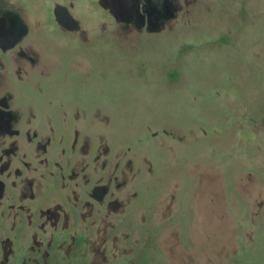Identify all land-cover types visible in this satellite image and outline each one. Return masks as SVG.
Wrapping results in <instances>:
<instances>
[{
  "label": "rangeland",
  "instance_id": "obj_1",
  "mask_svg": "<svg viewBox=\"0 0 264 264\" xmlns=\"http://www.w3.org/2000/svg\"><path fill=\"white\" fill-rule=\"evenodd\" d=\"M17 2L33 18L46 0ZM53 2L40 19L55 33L42 41L48 67H23L31 79L13 89L69 139L66 176L67 158L90 170L96 159L90 188L111 175L114 196L85 221L81 200L65 203L64 232L61 219L41 232L37 216L28 237L17 227L9 264H264V0H170L162 27L130 38L95 0ZM72 21L83 40L62 29ZM57 185L48 175L42 208L56 206ZM33 232L53 238L50 261L28 251Z\"/></svg>",
  "mask_w": 264,
  "mask_h": 264
},
{
  "label": "flooded vegetation",
  "instance_id": "obj_2",
  "mask_svg": "<svg viewBox=\"0 0 264 264\" xmlns=\"http://www.w3.org/2000/svg\"><path fill=\"white\" fill-rule=\"evenodd\" d=\"M53 1L46 0L41 15L29 18L28 15L26 16L25 6L17 0H0V251L6 261L2 264H9L10 258L15 254L13 239L16 237L17 227H24L23 236L28 237L37 216L39 221L45 219L37 225L41 232L46 233L48 220H50L48 225L56 230V224L60 219L67 223L65 228L61 226L64 232L71 220L65 210V203L76 208L81 200L82 211L79 212V217L85 221L87 217L88 220L93 216L95 206L93 201L101 200L103 203L106 196H110L111 175L102 178L105 180L104 185L90 188L94 177L92 171L100 167L96 159L93 160V169L90 170V163L86 158H76L74 162L72 158H67L66 168L70 170V174L66 176L63 167L65 148L62 144L69 139H65L62 128L59 131L61 137H56L57 130L53 124L48 131L43 129L40 116L28 107L34 97L26 96V93L17 94L13 89L12 83L22 82L23 76L26 81L31 79L27 68L23 67H48L45 62L48 60L44 59L45 55L42 51V41L47 29L49 36L54 37L55 33L50 28L44 27L40 19L52 3L55 13L57 8H60V5ZM95 1L120 22L121 35L124 38H130L137 30H142L146 22L152 29L162 27L164 19L170 14V0ZM16 9L20 13L17 14ZM21 13L25 16H21ZM62 29L80 39L84 38L83 35H87L85 28L76 26L74 21L66 22ZM40 100H44V97L41 96ZM76 115H73L75 119H77ZM66 126L65 124L64 127ZM71 128L77 130L79 127ZM43 131H46L45 134ZM54 132L55 138H53ZM50 140L51 143L55 141L60 147L57 158H48L49 146L52 145L48 142ZM75 146L72 144V147ZM82 156L85 157L84 154ZM52 164L55 171L49 170ZM48 175L52 179L56 178V184L58 180V200L53 202L50 200L51 204L56 206L44 209L41 205L45 203L41 198L46 189L45 182ZM66 189L70 192H65ZM112 196L114 195L111 194L110 200ZM110 200L106 211L111 207ZM34 204L36 211L33 210ZM103 216H109V213L102 214L101 219L95 220L92 226L95 227L97 223L102 224ZM105 227L107 228L108 225ZM32 242L37 247L31 245L28 251L34 252L36 259L50 261L53 238L44 246V243L38 240L37 233L33 232ZM57 251L53 253L54 256Z\"/></svg>",
  "mask_w": 264,
  "mask_h": 264
}]
</instances>
